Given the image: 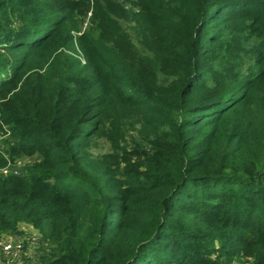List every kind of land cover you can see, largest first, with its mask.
<instances>
[{
  "label": "trees",
  "instance_id": "obj_1",
  "mask_svg": "<svg viewBox=\"0 0 264 264\" xmlns=\"http://www.w3.org/2000/svg\"><path fill=\"white\" fill-rule=\"evenodd\" d=\"M129 2L0 0V238L32 225L28 264H264V0Z\"/></svg>",
  "mask_w": 264,
  "mask_h": 264
},
{
  "label": "rangeland",
  "instance_id": "obj_2",
  "mask_svg": "<svg viewBox=\"0 0 264 264\" xmlns=\"http://www.w3.org/2000/svg\"><path fill=\"white\" fill-rule=\"evenodd\" d=\"M119 1H122L127 5H129L130 3L129 0H119ZM126 27L128 31L132 34L131 36L134 38V40H136V38L133 36V32L131 30L130 25H126ZM81 31L82 32L86 31L88 33H91L92 35H95V33L91 30L90 24L87 21V19L82 23ZM74 35L77 36V33L75 32ZM76 49H77L76 54L74 55L78 58L83 59L79 46H77ZM11 143L12 141L11 139L8 138V136H0V148L7 149V146H10ZM108 149H109V145L104 140H99L94 145V153L104 152L107 151ZM39 157L40 156L38 155L20 157L15 162L11 163V165H9V167H7L6 170L1 172L4 174L23 173L30 165H32L36 160H38ZM19 228H20V233L18 235L5 234L3 237L5 239L13 241L14 243H21L23 245V249L25 247V251L29 255V258L31 257L32 259H35L32 256L36 251V247H37L38 231L32 225L27 223H22ZM2 259H8L12 261L14 264H28L26 262H23L21 255L14 258H7L5 257V255L0 254V260ZM250 263H251L250 261L244 258H236L233 261V264H250ZM30 264H36V263L31 262Z\"/></svg>",
  "mask_w": 264,
  "mask_h": 264
},
{
  "label": "built area",
  "instance_id": "obj_3",
  "mask_svg": "<svg viewBox=\"0 0 264 264\" xmlns=\"http://www.w3.org/2000/svg\"><path fill=\"white\" fill-rule=\"evenodd\" d=\"M88 21V19H87ZM89 22V21H88ZM82 31L77 32L81 34ZM23 245L21 243H14L4 237L0 238V254L5 255L7 258H14L22 255Z\"/></svg>",
  "mask_w": 264,
  "mask_h": 264
}]
</instances>
